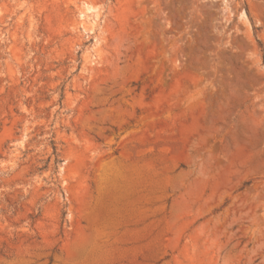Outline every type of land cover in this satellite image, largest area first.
I'll list each match as a JSON object with an SVG mask.
<instances>
[{"label": "rangeland", "instance_id": "obj_1", "mask_svg": "<svg viewBox=\"0 0 264 264\" xmlns=\"http://www.w3.org/2000/svg\"><path fill=\"white\" fill-rule=\"evenodd\" d=\"M0 264H264V0H0Z\"/></svg>", "mask_w": 264, "mask_h": 264}]
</instances>
